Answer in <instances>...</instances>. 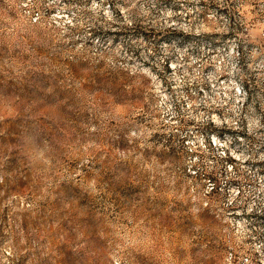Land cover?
<instances>
[{
    "label": "rangeland",
    "instance_id": "374dc122",
    "mask_svg": "<svg viewBox=\"0 0 264 264\" xmlns=\"http://www.w3.org/2000/svg\"><path fill=\"white\" fill-rule=\"evenodd\" d=\"M0 264H264V0H0Z\"/></svg>",
    "mask_w": 264,
    "mask_h": 264
}]
</instances>
